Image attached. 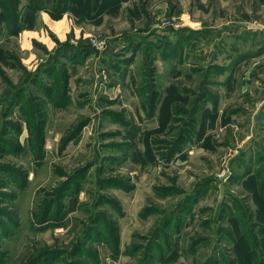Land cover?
Here are the masks:
<instances>
[{"label": "rangeland", "instance_id": "374dc122", "mask_svg": "<svg viewBox=\"0 0 264 264\" xmlns=\"http://www.w3.org/2000/svg\"><path fill=\"white\" fill-rule=\"evenodd\" d=\"M2 168L0 264H264V0H0Z\"/></svg>", "mask_w": 264, "mask_h": 264}, {"label": "trees", "instance_id": "16d2710c", "mask_svg": "<svg viewBox=\"0 0 264 264\" xmlns=\"http://www.w3.org/2000/svg\"><path fill=\"white\" fill-rule=\"evenodd\" d=\"M34 144H36L37 146H36V148L37 149H40V146H38L39 144H42V141L41 142H38V143H34ZM32 148V147H31ZM19 149V148H18ZM5 169L6 170H8L7 168H2V169H0V170H2V171H4V172H7V171H5ZM64 189V188H63ZM85 239V241L86 240H88V239H91L89 236L88 237H85L84 238ZM84 241V240H83ZM254 245V244H253ZM253 249H255V247L253 248ZM84 251L83 253H87L89 250H87L85 247H84V245H82V244H79L78 246H77V248L75 249V253L77 254V253H79V254H83L81 251ZM251 254L253 255V253H252V251H251ZM43 257H45V255H39V256H37V258H35L34 260H32V262L30 263V264H38V263H41L42 261H43ZM1 263V262H0ZM142 264H145V262L143 261V263Z\"/></svg>", "mask_w": 264, "mask_h": 264}, {"label": "crops", "instance_id": "0c3cea01", "mask_svg": "<svg viewBox=\"0 0 264 264\" xmlns=\"http://www.w3.org/2000/svg\"><path fill=\"white\" fill-rule=\"evenodd\" d=\"M127 5H128V3H125V4H124V7H126ZM139 21H140V20H137L136 23L139 22Z\"/></svg>", "mask_w": 264, "mask_h": 264}]
</instances>
